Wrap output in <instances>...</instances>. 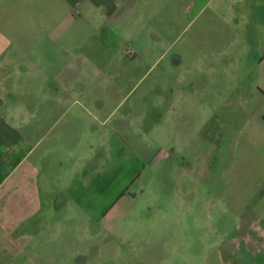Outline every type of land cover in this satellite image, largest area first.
<instances>
[{
  "label": "crops",
  "instance_id": "crops-1",
  "mask_svg": "<svg viewBox=\"0 0 264 264\" xmlns=\"http://www.w3.org/2000/svg\"><path fill=\"white\" fill-rule=\"evenodd\" d=\"M25 3L23 41L0 26V264H36L33 249L63 210L91 214L88 195L125 189L172 158L154 139L157 117L140 108L147 92L130 96L146 74L114 66L166 60L177 28L195 25L183 43L186 93L207 98L209 72L225 66H249L264 84V0ZM154 98L159 107L165 97ZM223 105L202 101L205 121Z\"/></svg>",
  "mask_w": 264,
  "mask_h": 264
},
{
  "label": "rangeland",
  "instance_id": "rangeland-1",
  "mask_svg": "<svg viewBox=\"0 0 264 264\" xmlns=\"http://www.w3.org/2000/svg\"><path fill=\"white\" fill-rule=\"evenodd\" d=\"M25 1L0 0V26L11 40L12 25L16 40H24ZM184 28L171 37L166 60L113 67L146 74L130 96L147 92L140 108L157 117L154 139L172 158L125 189L88 195L95 202L91 214L82 207L63 210L59 227L39 237L36 264H264V84L249 74V66L240 73L225 66L209 72L207 98L195 87L186 93L183 43L195 25ZM178 77L181 82L174 81ZM157 94L165 97L159 107ZM204 100L224 102L207 122Z\"/></svg>",
  "mask_w": 264,
  "mask_h": 264
}]
</instances>
